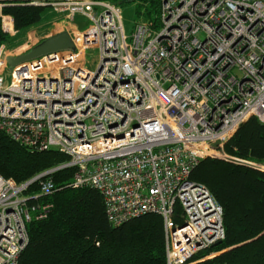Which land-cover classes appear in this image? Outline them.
I'll use <instances>...</instances> for the list:
<instances>
[{
	"label": "built area",
	"instance_id": "obj_1",
	"mask_svg": "<svg viewBox=\"0 0 264 264\" xmlns=\"http://www.w3.org/2000/svg\"><path fill=\"white\" fill-rule=\"evenodd\" d=\"M8 1L50 10L44 26L66 32L74 49L11 68L0 47V132L68 157L21 183L0 175V264H18L27 224L53 208L40 201L55 191L48 175L67 168V187L97 190L111 226L160 216L166 264L212 260L201 254L224 239L223 210L191 174L205 158L234 160L223 146L249 118L264 124V0H161L156 22H136L130 36L115 0ZM1 22L16 37L13 18Z\"/></svg>",
	"mask_w": 264,
	"mask_h": 264
},
{
	"label": "trees",
	"instance_id": "obj_2",
	"mask_svg": "<svg viewBox=\"0 0 264 264\" xmlns=\"http://www.w3.org/2000/svg\"><path fill=\"white\" fill-rule=\"evenodd\" d=\"M157 14L161 0H140ZM0 47L15 48L17 37L44 26L45 9L0 0ZM11 16L16 37L2 30L1 15ZM42 29V28H41ZM234 159L205 158L191 174L223 210L224 239L201 255L216 253L203 264H264V124L251 117L223 146ZM68 157L54 150L35 151L0 132V175L18 183L54 169ZM72 168L48 175L55 191L41 197L53 205L47 218L27 224L28 244L18 264H166L163 220L155 214L111 226L103 198L91 188L67 187ZM37 183L30 186L36 191ZM198 258V257H197ZM191 259V263L195 262Z\"/></svg>",
	"mask_w": 264,
	"mask_h": 264
},
{
	"label": "rangeland",
	"instance_id": "obj_3",
	"mask_svg": "<svg viewBox=\"0 0 264 264\" xmlns=\"http://www.w3.org/2000/svg\"><path fill=\"white\" fill-rule=\"evenodd\" d=\"M127 1L128 0H115L114 2L117 3L121 9L123 31L126 36H130L134 31L136 22L147 19L145 14L146 12L151 11V7L149 5L144 4L142 1H139V0H133L132 2H127ZM53 17H54L53 13L50 10L45 9V11L43 12V17H42L43 22L42 23L46 24V22L47 23L49 22V24H51L54 21ZM151 18L155 20L156 19L155 14L152 13ZM75 24L78 25L81 31L86 29V27L88 26V23L86 22V20H84L80 16L75 17ZM49 27L51 26L49 25ZM30 32H33V30H31ZM30 32H28L27 34H21L16 38L17 40L14 42L16 43L17 46H15V48H12V49L7 48L9 57L21 55L27 52L33 46L41 42L43 38H47V36L53 35V33L56 31L51 30L48 32L46 27L42 26L41 32H45V33L40 34L41 36L31 35V39H29L28 34ZM199 38H202V36L200 35ZM97 58H98V51L96 49L90 48L86 50L85 60L87 63V67L89 69L91 70L95 69L96 64H97ZM8 81H9V74L7 72L5 83H8Z\"/></svg>",
	"mask_w": 264,
	"mask_h": 264
},
{
	"label": "water",
	"instance_id": "obj_4",
	"mask_svg": "<svg viewBox=\"0 0 264 264\" xmlns=\"http://www.w3.org/2000/svg\"><path fill=\"white\" fill-rule=\"evenodd\" d=\"M133 0H128L127 2H132ZM74 46L66 32L57 33L55 35L49 36L39 42L37 45L33 46L27 52L18 55L11 56L6 59L9 67H15L21 63L46 56L52 53L73 50ZM220 244L217 243L216 245ZM214 245V246H216Z\"/></svg>",
	"mask_w": 264,
	"mask_h": 264
},
{
	"label": "bare ground",
	"instance_id": "obj_5",
	"mask_svg": "<svg viewBox=\"0 0 264 264\" xmlns=\"http://www.w3.org/2000/svg\"><path fill=\"white\" fill-rule=\"evenodd\" d=\"M58 109L60 110V112H62L63 114L66 115L68 113V111L71 109V107L68 103H62L58 106ZM61 116H63V115L61 114ZM61 122L66 124L68 121H67V119L64 118ZM181 243H183V241H181Z\"/></svg>",
	"mask_w": 264,
	"mask_h": 264
}]
</instances>
